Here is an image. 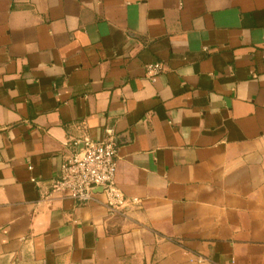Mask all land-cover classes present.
Segmentation results:
<instances>
[{"label":"crops","instance_id":"0c3cea01","mask_svg":"<svg viewBox=\"0 0 264 264\" xmlns=\"http://www.w3.org/2000/svg\"><path fill=\"white\" fill-rule=\"evenodd\" d=\"M109 137L138 205L46 199ZM0 264H264V0H0Z\"/></svg>","mask_w":264,"mask_h":264},{"label":"built area","instance_id":"2783aa9c","mask_svg":"<svg viewBox=\"0 0 264 264\" xmlns=\"http://www.w3.org/2000/svg\"><path fill=\"white\" fill-rule=\"evenodd\" d=\"M147 75L154 82L164 71L160 63L148 65ZM118 145L113 137L101 142L86 139L82 149L68 157L62 165L61 175L52 182L46 199L71 200L87 204L101 194L111 213L140 203L138 199L127 200L117 185ZM200 261L203 258H199Z\"/></svg>","mask_w":264,"mask_h":264}]
</instances>
